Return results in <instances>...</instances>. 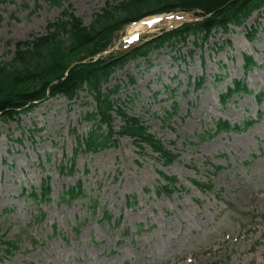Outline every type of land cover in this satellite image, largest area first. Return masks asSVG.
<instances>
[{
    "label": "rangeland",
    "instance_id": "obj_1",
    "mask_svg": "<svg viewBox=\"0 0 264 264\" xmlns=\"http://www.w3.org/2000/svg\"><path fill=\"white\" fill-rule=\"evenodd\" d=\"M113 1L67 0L51 7L44 0H0V63L12 58L17 42L42 35L63 9L70 7L89 25ZM178 13L179 23L153 29L139 43L177 28L181 21L198 19ZM252 27L251 41L243 28L215 34L198 47L189 38L185 47L154 54L148 63L129 64L112 79L109 87L119 91L111 97L122 110L139 117L179 157L167 168L153 161L149 149L140 154L130 138L117 133L115 146L95 154L78 151L74 157L76 137L84 138L90 128L84 116L94 107L85 94L73 101L55 98L18 120L0 122V242L18 240L11 255L0 249V264H264V100L260 106L249 97L234 98L225 108L219 104L227 85L242 79L244 55L264 64V9L246 23L247 30ZM129 28L116 32L106 51L117 55L136 44V36L122 40ZM215 45L222 47L217 53ZM218 75L225 79L214 81ZM202 76L205 83L195 91L190 82ZM245 80L253 93H264V68L249 72ZM173 104L178 114L164 123ZM258 113L261 121L244 133L199 141L216 121L234 125ZM113 118L118 132L121 121L116 114ZM73 157V175L61 174L59 169L68 168L65 161ZM213 167L222 169L213 172ZM157 171L176 178L177 192L171 197L145 193L162 183ZM206 179L213 192L191 184ZM45 180L51 188L49 202L33 203L21 195L38 190ZM78 181L84 198L61 203V192ZM93 201L111 213L110 225L102 223L100 211L90 215ZM40 212L43 222L37 219Z\"/></svg>",
    "mask_w": 264,
    "mask_h": 264
},
{
    "label": "trees",
    "instance_id": "obj_2",
    "mask_svg": "<svg viewBox=\"0 0 264 264\" xmlns=\"http://www.w3.org/2000/svg\"><path fill=\"white\" fill-rule=\"evenodd\" d=\"M38 1V0H37ZM51 7H61L67 0H44ZM114 3V4H113ZM264 9V0H117L106 2L104 8L92 17L89 25L75 17L70 7L63 9L58 19L46 25L42 35L31 40L17 42L14 45L12 58L8 62L0 63V122L9 123L18 120L20 115L27 114L44 102L47 97H63L73 101L84 93L93 101L92 112H87L84 121L90 125L87 134L78 140V149L86 153H98L115 146L114 137L130 138L140 154L148 148L156 155L154 161L162 167L177 161L178 156L166 150L160 140L148 132L147 127L136 117H131L122 111L117 103H113L110 96L118 92V88L105 90L110 79L127 65L137 59H146L151 53L163 48L176 49L185 46L189 38L194 39V45L201 42L206 45L209 38L215 34H228L232 28H245L247 21L256 13L260 15ZM192 13L201 20L186 23L182 26L162 32L160 36L150 39L126 53L100 56L111 47L113 36L125 26L137 23L144 18L170 13ZM253 27L247 34L248 40L253 39ZM200 46V47H202ZM221 47L215 46L216 50ZM264 67V65H263ZM242 72L260 68L250 56L243 57L240 66ZM222 76H215V81L223 80ZM129 83L133 84L130 77ZM204 84L198 79L196 88ZM241 95L252 97L257 105L264 100V93L254 94L244 83L232 81L224 93L219 96L221 107H225L234 97ZM113 114L121 121L119 131L114 130ZM177 114L174 107L172 114H167L165 121H170ZM257 120L248 119L239 125H230L226 121H217L214 129L202 134L199 141L211 139L220 133L245 131ZM78 150L74 152L76 155ZM69 168L62 167L60 172L72 175L74 161L68 160ZM220 167H215L219 171ZM162 184L154 188L155 195L170 197L175 191L177 180L165 176L157 171ZM197 189L203 192L213 191L208 182L192 181ZM148 194L151 191L146 189ZM32 201H49L50 188L43 183L40 194L28 193ZM85 192L81 183L63 191L59 198L66 204L82 199ZM129 206V203L127 204ZM97 203L90 205V214L96 215ZM103 222H111V215L101 212ZM43 219V216L40 217ZM16 241L1 242L4 252L15 251Z\"/></svg>",
    "mask_w": 264,
    "mask_h": 264
},
{
    "label": "bare ground",
    "instance_id": "obj_3",
    "mask_svg": "<svg viewBox=\"0 0 264 264\" xmlns=\"http://www.w3.org/2000/svg\"><path fill=\"white\" fill-rule=\"evenodd\" d=\"M179 23V20L174 16H166L155 20H146L139 22L127 31L128 37H142L144 34L151 32L153 29L161 28L162 25H175Z\"/></svg>",
    "mask_w": 264,
    "mask_h": 264
},
{
    "label": "water",
    "instance_id": "obj_4",
    "mask_svg": "<svg viewBox=\"0 0 264 264\" xmlns=\"http://www.w3.org/2000/svg\"><path fill=\"white\" fill-rule=\"evenodd\" d=\"M182 23H184V21Z\"/></svg>",
    "mask_w": 264,
    "mask_h": 264
}]
</instances>
